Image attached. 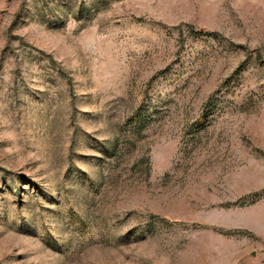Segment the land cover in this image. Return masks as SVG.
I'll return each mask as SVG.
<instances>
[{"label": "rangeland", "instance_id": "rangeland-1", "mask_svg": "<svg viewBox=\"0 0 264 264\" xmlns=\"http://www.w3.org/2000/svg\"><path fill=\"white\" fill-rule=\"evenodd\" d=\"M0 264H264V0H0Z\"/></svg>", "mask_w": 264, "mask_h": 264}]
</instances>
